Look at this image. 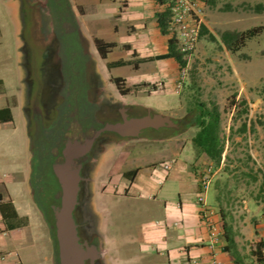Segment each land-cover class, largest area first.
I'll return each instance as SVG.
<instances>
[{
	"label": "crops",
	"instance_id": "1",
	"mask_svg": "<svg viewBox=\"0 0 264 264\" xmlns=\"http://www.w3.org/2000/svg\"><path fill=\"white\" fill-rule=\"evenodd\" d=\"M4 1L0 0V20ZM7 1H19L21 6V0ZM97 1L100 8L76 0L84 11H90L91 17L85 16L88 28H92L89 20L93 17L108 22L107 29L99 24L94 26L96 36L111 44L106 57L101 56L97 46L94 47L92 56L101 62L100 69L93 67L96 100L106 91V85L119 77L130 89L128 92L136 104L174 107L180 64L175 57L167 55L171 34L164 32L159 24V14L165 11V4L159 0ZM200 1L204 6L208 3L207 0ZM3 38L0 27V43ZM21 50L19 44V57ZM121 67L128 71L114 76V70ZM17 70L20 91L12 89L14 85L10 82L13 79L0 67V264H55L52 234L41 223L37 204L32 199L34 189L30 176L35 157L32 116L30 106L24 102L23 92L28 83L22 62H18ZM158 81L163 82L162 89L156 86ZM20 111L26 113L23 131L17 123ZM122 140L107 141L117 143ZM156 146L159 145L149 147L140 157H145V164L134 160L127 167L128 157L116 161L110 151L112 164L106 168L103 177H98L99 197L108 192L111 198L125 200L127 208L120 212L127 223L124 237L102 231L97 235L104 247L101 251L106 253V261L109 264H189L191 260L197 264H247L243 249L249 243L255 251L250 250L253 264H264V214L259 211L254 212L255 216H231L222 206L218 207L217 192L209 188L207 202L215 211L213 219L218 223V235L212 246L210 230L201 217L196 198L201 190L199 158L193 153L192 158L186 157L184 166L179 165L177 162L183 160L178 157L186 149L175 151L169 143L167 150L161 151L166 154L160 158V149ZM97 150L100 155L104 153L101 147ZM167 161L173 162L169 170L163 168ZM194 165L197 167L195 172ZM92 182L89 176L87 186ZM253 208L248 210L254 211Z\"/></svg>",
	"mask_w": 264,
	"mask_h": 264
},
{
	"label": "rangeland",
	"instance_id": "2",
	"mask_svg": "<svg viewBox=\"0 0 264 264\" xmlns=\"http://www.w3.org/2000/svg\"><path fill=\"white\" fill-rule=\"evenodd\" d=\"M79 1L92 5L98 4L97 0ZM17 2L19 1L9 2L5 0L4 7L1 8L0 27L3 30L4 38L0 43V67L6 70L7 75L13 79L10 82V85H14L12 89L20 91L21 87L17 79L18 62H22L26 69L25 76L28 83L27 68L29 67V59H27V53L30 51V43L39 52L40 62L51 59L50 56L53 52L57 56H61L62 59L53 58L52 61L56 67H59L60 71L55 70V75L54 73L52 75V78L54 77L52 79L54 93L51 98L47 99V106H45L51 113L50 120L59 119L61 117L55 118L54 116H59L63 110L64 115H67L66 110L68 108L66 109L65 104L68 103L67 100L70 98V94L67 92L70 71L66 69L68 65L65 57L67 55L70 57L72 68H75L72 73L74 75H76L75 70H77L80 61L77 56L79 51L78 40L67 33L66 30H64V44L63 42L60 44L62 37L59 22L67 24L69 20V26L70 24L73 25L72 27L85 43L84 47L91 59L92 67L96 68H99L101 64L100 59L92 56L97 42L111 44L96 36L98 33L94 26L99 24L103 29H107L108 22L93 17L89 20V26L92 28H88L85 25V16L87 19L90 18V11H84L76 3V0H21V6ZM257 4L263 5V9L259 12L254 9ZM203 25L206 31L200 36L196 51L188 61L187 79L178 92L174 90L176 93L175 98L173 97L175 99L174 107H145L136 104L137 101L131 98L132 94L130 95V92H128L130 89L122 80L121 85L127 90L126 94H129V96H124L126 94H122L116 84L112 82L110 85H106V91L99 95L96 100V108L105 104L113 108L134 105L148 108L155 116L167 117L177 122L190 117L192 115L190 109H193L198 102L205 103L209 108L216 106L221 119L219 135L224 144L221 162L217 164L210 157L200 156L199 150L192 141L198 131L195 126L181 127L177 131L171 132L172 134L166 135L165 138H160V140L136 138L122 140L117 143L105 141L99 146L104 149L102 155H100V152L98 153L97 147L94 150L95 156L88 157L84 163L74 161L72 166L68 167V169L72 168V171L69 172L70 177L73 173H77L79 178L78 181H75L76 174H74L72 180V184L74 185V182H77L76 186L78 187L72 216L80 237V243L87 242L95 248L97 252L95 262L98 264H109L106 261V253L103 250L101 251V248L104 249V247L99 243L97 237L100 234L99 232L124 237L127 226L125 216H120V212H125L127 209L124 203L125 200L111 198L108 192H104L100 197L98 195V177H103L102 174L106 173V168L111 163V157L116 161L128 157L125 167L134 160H139L140 164H145L147 162L145 157H140L148 151L149 147L152 148L158 144L159 146H156V149H160L158 154L162 158L166 153L161 151L164 148L166 149V146L170 143L175 151L186 149V152L181 153L178 157L183 161L177 162V164H183L184 166L186 157L192 158L194 153L196 158H199L200 162L197 164L200 167H212L213 176L210 188L216 190L218 198H215V201H217L218 207H223L225 213H229L231 216H255L254 214L260 211L261 214H264V30H261L251 39H238L233 44L234 47L239 46L235 51L229 49L222 39L223 33L227 31L242 34L251 28L264 27V0H218L215 5L206 2ZM55 37L59 41L57 44L54 40ZM19 44L22 48L20 57L17 53ZM66 47H68V51L64 53ZM127 71L128 69L124 67L117 68L114 70L113 75H122ZM85 77L86 83L90 85V78ZM69 86H71V82H69ZM75 91L76 86H74L71 93L75 94ZM30 92V86L27 84L23 93L24 102L28 106H30L28 103ZM72 98H70L71 102ZM24 114H26L25 111H20L17 114L20 131H23L24 127ZM101 118H104V116L99 119ZM99 119L96 118V122ZM245 122L247 123L246 131L242 130ZM32 130H35L34 125ZM89 136L91 138V133H89ZM86 161L88 167L85 170L84 164L86 165ZM37 162L38 155H35L30 176L34 189L32 199L37 204L38 217L42 221L41 223L45 224L52 234L55 264H59L58 241L55 227L52 225L53 217H47L44 214L35 194L39 188L36 179ZM192 169L195 172L197 167L194 165ZM89 176L92 177L93 182L90 186H87L86 202L79 208L83 199V196L80 195L82 194L80 187L84 178L89 179ZM210 199L208 198L209 201ZM251 208L254 211L248 210ZM99 211L100 213L97 215ZM80 214H83L84 221H82ZM256 216L259 217V215ZM83 228L88 231L90 239L86 238ZM251 248L248 243L243 249L247 255L245 258L247 264H253L254 257L252 255L255 251ZM87 261H85V264Z\"/></svg>",
	"mask_w": 264,
	"mask_h": 264
},
{
	"label": "flooded vegetation",
	"instance_id": "3",
	"mask_svg": "<svg viewBox=\"0 0 264 264\" xmlns=\"http://www.w3.org/2000/svg\"><path fill=\"white\" fill-rule=\"evenodd\" d=\"M72 26L71 24L69 26V20L67 24H62L61 21L59 22L60 35L62 37L60 44L62 42L64 44L65 41L64 30L70 33L72 37H75L79 43L77 56L80 61L78 62L79 65H77V70H75L76 75L72 74L75 68H72L70 57H68V55L65 57L68 65L66 69L70 71L69 82H71V86H69L68 82L67 92L70 94V98L73 97L72 102L70 98H68V103L66 102L67 104H65L66 109L68 108L66 110V116L63 110L60 112L59 116H54L55 118H61L50 120L51 113L45 108V106H47V99L51 98V95L54 93V83H52L54 77L52 78V75L55 70L60 71L59 67H56L52 61L53 58L62 59L61 56H57L53 52L50 56L51 59L40 62L41 58L39 52L30 42V51L27 53V59H29V67L27 68L28 84L31 90L29 105L32 125H34L35 128L32 134L33 146L34 154L38 155L36 179L39 188L35 194L37 195L44 214L47 215V217H53L52 225L55 227L56 234L57 212L65 203L68 192L76 187L75 184L77 183L74 182V185L72 184L74 174L77 175V173H73L70 177L69 172L72 171V168L68 169L69 166H72L74 161L84 163L85 159L87 160L88 157L92 156L94 150L99 147L102 142L107 140L131 138L163 139L166 135L172 134L171 132L177 131L176 128L168 125H159L157 127L150 125L142 128L139 135L134 137H122L118 134L115 128L119 125L134 119H143L145 117L154 118L156 116L148 108L134 105L125 106L124 108H113L105 104L96 108V77L93 73L92 62L84 47L85 43L83 39ZM54 40L56 44L59 43L56 37ZM67 51L68 47H66V50L64 49V53H67ZM73 76L76 78H73ZM85 76L90 78V85L86 83ZM74 80L76 85L74 84ZM74 86H76L75 94L71 93ZM101 116H104V118L99 119ZM96 118L99 119L98 122H96ZM89 133L92 135L91 138H89ZM85 163L84 169L86 170L88 167L87 161ZM87 185L88 179L84 178L83 184L80 187L82 192L80 195L83 196V199L79 208L86 202ZM80 216L82 221H84L85 218L83 214H80ZM83 230L86 234V238L90 239L86 228H83ZM86 264L98 263L95 261L92 262L89 258Z\"/></svg>",
	"mask_w": 264,
	"mask_h": 264
},
{
	"label": "built area",
	"instance_id": "4",
	"mask_svg": "<svg viewBox=\"0 0 264 264\" xmlns=\"http://www.w3.org/2000/svg\"><path fill=\"white\" fill-rule=\"evenodd\" d=\"M169 8L168 30L175 38L177 50L182 54L185 64L179 66V72L175 83V91L178 92L185 83L188 75V61L196 51L204 24V4L200 0H164ZM158 89H162L163 82H156ZM172 161L163 164V168L169 170ZM201 190L197 193V203L201 208V217L210 230V242L214 246L218 235V223L213 219L215 211L207 202L206 194L212 182V167L199 169ZM189 264H197L191 260Z\"/></svg>",
	"mask_w": 264,
	"mask_h": 264
},
{
	"label": "trees",
	"instance_id": "5",
	"mask_svg": "<svg viewBox=\"0 0 264 264\" xmlns=\"http://www.w3.org/2000/svg\"><path fill=\"white\" fill-rule=\"evenodd\" d=\"M208 4L215 5L218 0H207ZM160 3L165 4L164 0H159ZM254 9L256 11H261L263 9L262 4H257ZM170 16V11L168 7H165V11L159 14V24L164 32H169L168 30V18ZM261 30H264V27L251 28L245 33H232L224 32L222 35L223 42L231 50L238 49L239 46L234 47V43L238 39H251L255 37ZM206 31L205 26H202L201 35ZM213 37V36H212ZM101 41L97 42V48L102 57H106L109 48L111 45L101 44ZM168 56L175 57L180 65L185 64L182 54L177 50L176 41L173 36L169 40V53ZM113 82L118 87L119 91L122 94H126L127 90L123 88L122 79L117 77L113 79ZM192 114L190 117L180 120L181 127H191L195 126L198 128V131L194 135L192 141L194 146L199 150L200 154L203 153L206 156L210 157L214 162L219 164L222 159V153L224 150V144L219 135L220 131V113L216 106L209 108L205 103L198 102L195 104L193 109H190ZM242 130H247V123L245 122L242 126ZM264 184V181H263Z\"/></svg>",
	"mask_w": 264,
	"mask_h": 264
},
{
	"label": "water",
	"instance_id": "6",
	"mask_svg": "<svg viewBox=\"0 0 264 264\" xmlns=\"http://www.w3.org/2000/svg\"><path fill=\"white\" fill-rule=\"evenodd\" d=\"M161 126L168 125L176 129H180L181 125L167 117L156 116L154 118L145 117L143 119L130 120L115 128L116 132L122 137H134L139 135L140 130L146 126ZM76 175V180L78 181ZM76 185V184H75ZM78 187H74L68 192V197L61 209L57 212L56 228L58 241V257L59 264H85V261L90 258L92 262L97 259L95 248L87 242L80 243V237L77 233V227L74 222L72 211L76 204V193Z\"/></svg>",
	"mask_w": 264,
	"mask_h": 264
}]
</instances>
